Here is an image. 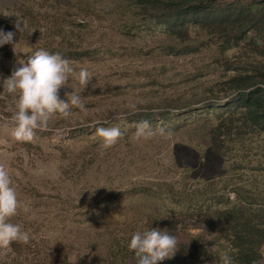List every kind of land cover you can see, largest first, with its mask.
<instances>
[{"label": "rangeland", "instance_id": "rangeland-1", "mask_svg": "<svg viewBox=\"0 0 264 264\" xmlns=\"http://www.w3.org/2000/svg\"><path fill=\"white\" fill-rule=\"evenodd\" d=\"M138 11L134 0H0V31L16 33L0 46V82L40 49L86 53L67 60L90 73L86 86L70 77L60 92H75L87 111L52 117L27 142L12 135L16 95L0 94V165L21 204L10 222L31 236L0 248V264H137L131 236L152 228L177 240L158 264H223L228 227L196 207L231 194L264 200V134L229 109L230 79L256 73L264 52L250 43L226 52L196 27L127 34L123 25L144 26ZM142 121L170 135L137 140ZM101 126L122 134L108 149Z\"/></svg>", "mask_w": 264, "mask_h": 264}, {"label": "trees", "instance_id": "trees-1", "mask_svg": "<svg viewBox=\"0 0 264 264\" xmlns=\"http://www.w3.org/2000/svg\"><path fill=\"white\" fill-rule=\"evenodd\" d=\"M134 3L139 10L137 15L144 19V26L123 25L127 34L143 28L147 31L163 28L178 36L196 27L220 40L226 52L242 48L247 43L264 52V0H134ZM61 52L59 55L64 54L62 58L68 60L87 56L76 50L66 54ZM229 84L236 93L229 109L239 113L238 120L248 128L264 134V66L257 68L254 74L243 72L236 75ZM163 117L171 118V115ZM218 136L215 132L211 136L213 144H216ZM213 201L210 205L197 206L195 211L202 218H214L216 222L227 225L231 264H260L264 247V200L239 194L235 200L220 197ZM165 225L171 227L170 223ZM192 246L189 250L198 251L195 244Z\"/></svg>", "mask_w": 264, "mask_h": 264}, {"label": "clouds", "instance_id": "clouds-1", "mask_svg": "<svg viewBox=\"0 0 264 264\" xmlns=\"http://www.w3.org/2000/svg\"><path fill=\"white\" fill-rule=\"evenodd\" d=\"M16 28L20 31V24ZM15 32L0 31V46L13 43ZM11 76L0 82L3 91L0 94L16 95V111L12 117L15 123L13 137L19 142L31 141L37 130L48 128L50 119L56 115L67 119L73 113L72 107L87 111L81 98L75 92L67 91L61 98L60 92L67 87L70 77L78 80L81 86L89 83L90 73L82 68L76 72L67 59L59 54H50L44 49L36 51L27 61L19 63ZM95 134L103 139L102 147L113 146L122 135L117 127H97ZM170 135L163 127L152 129L147 121L136 125L134 136L137 140ZM9 171L0 165V248H8L12 243L27 244L30 233L19 224L10 222L21 207ZM234 199V194L230 195ZM27 211V207L24 209ZM177 240L174 236L159 228H152L132 234L128 249L135 253L137 264H158L175 255ZM223 264H231L229 257L223 258Z\"/></svg>", "mask_w": 264, "mask_h": 264}]
</instances>
